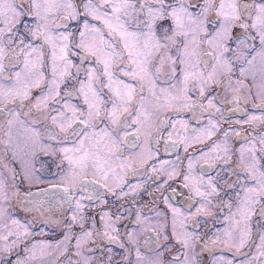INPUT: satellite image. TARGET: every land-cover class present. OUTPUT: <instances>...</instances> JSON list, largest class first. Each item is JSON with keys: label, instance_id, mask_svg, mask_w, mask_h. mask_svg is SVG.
I'll list each match as a JSON object with an SVG mask.
<instances>
[{"label": "snow or ice", "instance_id": "1", "mask_svg": "<svg viewBox=\"0 0 264 264\" xmlns=\"http://www.w3.org/2000/svg\"><path fill=\"white\" fill-rule=\"evenodd\" d=\"M235 112L246 119L232 121ZM0 113V253L32 235L30 222L15 211L22 200L39 197L29 200L41 213L36 219L45 204L69 206V215L55 221H68L64 239L34 241L14 264H44L54 252L53 264H61L73 239L83 256L95 226L94 220L88 226V209L107 205L105 192L121 199L142 189L143 183L128 181L138 171L148 179L163 176L164 189L180 178L196 204L185 209L163 197L170 235L168 212L138 213L135 228L125 233L136 264H165V253L170 264H199L198 220L212 216L211 208H226L227 215L205 248L223 245L243 255L242 264H264V0H0ZM235 125H248L255 135L239 149L235 179L218 186L197 171L198 162L227 164L235 155L229 138L241 135ZM208 141L199 155L189 153ZM161 145L164 152L182 147L186 168L179 157L178 164L161 160ZM25 184L29 190L21 192ZM228 192L233 195L222 198ZM102 211L105 227L117 231L120 217ZM153 219L164 223L153 225ZM149 228L163 251L145 256L139 235ZM118 235L112 239L120 243ZM245 247L250 251L243 253ZM83 264L92 258L83 256Z\"/></svg>", "mask_w": 264, "mask_h": 264}, {"label": "flooded vegetation", "instance_id": "2", "mask_svg": "<svg viewBox=\"0 0 264 264\" xmlns=\"http://www.w3.org/2000/svg\"><path fill=\"white\" fill-rule=\"evenodd\" d=\"M241 29L237 27L235 32L238 34L241 33ZM249 112L252 110L248 109ZM4 118V114L0 113V119ZM205 117V122H206ZM230 119L232 121L243 120L246 119L245 112H235L231 114ZM201 127L203 126L200 125ZM226 127V126H225ZM234 131L240 132L241 135L236 137L231 135L229 138V145L235 151V155L230 154L231 159L226 158L227 164L225 160H213L209 159L208 163H212L214 167H208L205 164L204 160H200L198 162L197 171L205 174V178L213 177L217 180L218 186H222L225 180L231 181L235 179L231 175L233 169L236 167L239 161V149L241 145L247 144V136L255 135L250 129L248 125H235ZM261 131V129L257 128V132ZM217 136L220 133L216 134ZM216 137H213L215 139ZM210 141L205 144H195L192 148H189V153L193 155H199V150H206L207 147L210 146ZM161 153L160 159L167 160L174 163H179L177 161V157H179L180 161H183L184 166L186 168L187 161L184 159L188 153L184 152L182 147L169 150L168 152L163 151V145H161ZM51 157L47 158V163L50 165V171L55 172V164L52 163ZM203 165V169L199 167ZM15 167L19 168L18 164H14ZM171 171V169H168ZM219 174V175H218ZM149 173L138 171L135 176L129 175L128 181L130 184L143 183L144 186L136 193L129 192V195L117 199V195H113L111 193L105 192L103 195V199L108 201L107 205H99L97 204L95 207H90L87 211V215L89 217V227L92 228V221L94 220L95 226L92 228L93 236L91 241L88 242L86 249L83 250V256L91 257L92 264H98V262L102 261L103 264H127V261L124 259L125 257L131 261V264L136 263V255H135V246H131V254H129V244L127 242V238L125 233L133 231L135 228V221L137 214H141L148 217H153L155 211H165L169 213L168 218V233L171 234V215L170 211L167 209V206L163 203V197L167 196L169 198V202L172 203L176 207L187 208L189 203L193 205L196 204V200L193 199L189 201V197L191 193L188 189L183 187L180 178L169 181V185L167 189L161 188V185L164 182V177L160 176L159 178L153 177L152 179H148ZM222 177V179H221ZM146 181V183H145ZM47 183L32 186V191L35 193L37 187H46ZM29 190V186L25 184L21 189V192H27ZM172 190H175L174 192ZM103 191V190H102ZM127 192L128 189L125 188ZM233 195L232 192H228L227 195L222 198L227 199L228 196ZM15 199V198H14ZM39 199V197H31L29 200ZM29 200H22L20 204L16 206V214L18 218L21 220H27L31 224V232L32 235L29 236L25 241L20 243L18 247L11 253H0V264H14L17 257L23 258L26 253L24 252L25 246H31V244L35 242H45L52 243L55 245L57 241L63 240L64 236L68 233L65 230V224L68 221H65L64 224H57L55 221L61 220L64 217L69 215V206L67 203L60 205H54L49 207L47 204L43 207V218L36 219L39 217L41 213L37 212ZM213 203H218V200H214ZM104 210H111L114 213L113 219L115 216H119L120 219L114 225L117 231H111L105 227L107 218L103 217ZM192 211H195V207L192 208ZM211 212H213L212 216H205L201 214L200 219L198 220L199 228L197 231L201 235L202 239L195 246V250L197 253V260L199 264H213L214 261L219 259L218 256H221L225 259H233L234 264H242L245 257L243 255L235 254V250L229 251L223 245L209 246L205 248L206 244H210V238L213 237L214 232L223 227L222 220L225 215H227V209H223L222 211H218L216 208H211ZM44 221H49L47 224ZM156 223H164L163 221L152 220V224ZM252 239L253 241H258V231L260 230V221L258 217H254L252 220ZM79 225L73 226V233L79 234ZM156 233H160L161 229L156 228ZM100 233L99 236L96 233ZM107 233V235H105ZM119 234V235H118ZM120 243H117L116 240L112 239V237H117ZM151 235V240L148 243H145V239ZM160 244H163L162 236L159 238ZM140 241V249L143 255L148 256L152 253L153 250L159 248V250L163 251V248L160 247L156 243L157 236L151 233V229L141 232L139 235ZM167 243L172 244L175 243L173 240H169ZM121 244H124V247H121ZM177 247H179L177 245ZM250 249L245 247L242 249L243 253L249 252ZM254 251V249H252ZM77 249L75 247V239L71 241V247L68 252L61 258V264H77V261H80L83 264V256H78ZM57 253H53L51 257L45 259L44 264H53L56 260ZM109 256L111 260L109 262ZM165 264H170V256L165 253L163 257Z\"/></svg>", "mask_w": 264, "mask_h": 264}, {"label": "rangeland", "instance_id": "3", "mask_svg": "<svg viewBox=\"0 0 264 264\" xmlns=\"http://www.w3.org/2000/svg\"><path fill=\"white\" fill-rule=\"evenodd\" d=\"M18 2H19V0H18ZM237 35H239V34H238V32H237ZM219 258H221V256H218V258H217V259H219ZM244 260H245V259H244ZM135 264H136V263H135Z\"/></svg>", "mask_w": 264, "mask_h": 264}]
</instances>
